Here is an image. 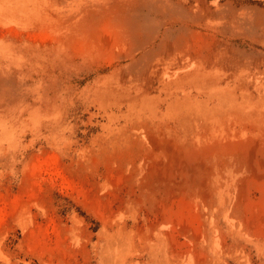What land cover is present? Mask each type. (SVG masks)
Returning a JSON list of instances; mask_svg holds the SVG:
<instances>
[{"label":"rangeland","instance_id":"obj_1","mask_svg":"<svg viewBox=\"0 0 264 264\" xmlns=\"http://www.w3.org/2000/svg\"><path fill=\"white\" fill-rule=\"evenodd\" d=\"M0 264H264V0H0Z\"/></svg>","mask_w":264,"mask_h":264}]
</instances>
